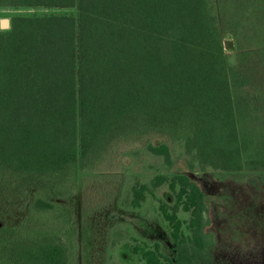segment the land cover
<instances>
[{
    "label": "trees",
    "instance_id": "trees-1",
    "mask_svg": "<svg viewBox=\"0 0 264 264\" xmlns=\"http://www.w3.org/2000/svg\"><path fill=\"white\" fill-rule=\"evenodd\" d=\"M0 7L77 11L14 16L0 30V201L19 186L33 190L32 212L55 213L118 145L152 135L179 145L192 172L264 171V0H0ZM225 35L234 38V65ZM143 152L174 166L167 141H149ZM150 185L172 195L159 206L169 251L160 242L126 245L132 257L264 264L254 247L221 256L207 192L190 174L159 173ZM130 192L132 209L153 195L140 183ZM71 253L60 230L0 225V264H74Z\"/></svg>",
    "mask_w": 264,
    "mask_h": 264
},
{
    "label": "rangeland",
    "instance_id": "rangeland-1",
    "mask_svg": "<svg viewBox=\"0 0 264 264\" xmlns=\"http://www.w3.org/2000/svg\"><path fill=\"white\" fill-rule=\"evenodd\" d=\"M76 14L75 8L0 7V22L14 16ZM227 40L234 42L232 35H225ZM227 58L230 64L237 63L235 51L227 50ZM149 141L170 144L174 159L171 170L163 160L143 152ZM134 151L136 155H127ZM188 160L190 156L179 145L163 136L123 143L108 154L97 170L82 176L77 193L59 201L55 213H34L29 209L33 190L19 186L6 190L0 201V225L17 226L26 233L27 228L35 226L60 230L71 254L77 256L74 264H144L132 257L125 246L160 242L163 250L169 251L168 229L159 206L161 199L171 201L172 195L166 186L154 189L151 180L159 173L185 172L200 181L207 192L221 256L235 248L242 251L251 247L264 254V171L225 173L209 168L192 172L187 168ZM137 183L149 185L153 195L148 194L141 208L132 209L130 191Z\"/></svg>",
    "mask_w": 264,
    "mask_h": 264
},
{
    "label": "water",
    "instance_id": "water-1",
    "mask_svg": "<svg viewBox=\"0 0 264 264\" xmlns=\"http://www.w3.org/2000/svg\"><path fill=\"white\" fill-rule=\"evenodd\" d=\"M0 28L2 30H8L11 28V20L10 19H2L0 22ZM234 42L232 40L225 41V49L226 50H234Z\"/></svg>",
    "mask_w": 264,
    "mask_h": 264
}]
</instances>
